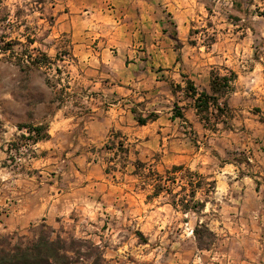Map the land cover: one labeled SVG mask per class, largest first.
I'll return each instance as SVG.
<instances>
[{
    "label": "crops",
    "instance_id": "0c3cea01",
    "mask_svg": "<svg viewBox=\"0 0 264 264\" xmlns=\"http://www.w3.org/2000/svg\"><path fill=\"white\" fill-rule=\"evenodd\" d=\"M170 5V0H60L54 4L51 34L69 41L72 70L66 93L70 91L79 105H86L88 113H72L69 102L61 106L56 100L59 92L44 75L38 81L42 101H18V117L7 119L18 130L15 135L26 134L18 129L20 124L47 123L50 139L29 148L34 157L20 167L24 171L16 175L18 187L0 198V237H27L40 224L55 232L74 212L86 209L90 197L102 195L99 191L112 177L107 173L109 165L123 175L128 169L120 171L116 164L125 156L118 151L120 143L128 149L129 160L134 146L136 151L141 145L153 148L160 132L166 133L171 126L178 129L174 124L181 120L173 119L175 103L187 107L184 114L189 124L199 122L193 105L171 89L172 83L185 86L178 81L185 72L179 69L183 56L175 47L183 41L178 24L165 21L163 10ZM196 85L209 91L210 79L203 88ZM227 103L230 108L232 103L244 105V94L235 92ZM133 109L144 116L155 112L159 118L140 126ZM254 137L258 148L251 150V139L244 142L253 163L226 164L215 172V199L226 201L228 208L224 227L214 230L218 239L209 254L216 262L211 264H264V130ZM169 138L166 135L165 143H159L161 149L168 146ZM241 171L244 175L238 177Z\"/></svg>",
    "mask_w": 264,
    "mask_h": 264
},
{
    "label": "rangeland",
    "instance_id": "374dc122",
    "mask_svg": "<svg viewBox=\"0 0 264 264\" xmlns=\"http://www.w3.org/2000/svg\"><path fill=\"white\" fill-rule=\"evenodd\" d=\"M58 1L4 0L0 11V38L4 36V42L14 43L13 53L0 55V198L15 192L20 178L16 175L24 171L20 167L34 157L29 149L32 143L19 141L22 134L15 135L18 130L8 125L7 119L18 117V101L21 104L42 101L38 84L42 75L47 83L57 84V92L68 85L72 70L69 41L66 37H54L50 29L54 23L53 7ZM170 4L163 10L165 21L169 25L178 24V36L183 40L175 44L176 51L183 56L179 69L193 77L201 88L210 79L212 70L221 74L235 72L236 93L244 94V105L232 103L231 119L222 117L220 131L216 133L194 119L188 125L177 121L174 126L178 129L171 126L166 133L160 132L153 148L141 145L136 151L134 146L129 160L122 156L116 162L120 170L128 168L124 175L114 171L115 165H109L112 177L99 191L102 195L91 196L86 209L74 212L53 234V238L74 240L85 264L216 262L209 254L215 245L205 250L198 247L193 234L198 218L175 211L166 204L165 197L149 202V192L132 175V164L139 159L160 173L173 166L186 165L215 177V172L225 166L224 162L235 156L244 159L252 156L244 151L245 141L251 139V150L259 147L254 135L264 130V0H170ZM29 40L36 42L30 44ZM36 50L55 61L52 69L39 72L28 69V62L23 63L25 67L17 65L25 54L36 55ZM69 92L66 98L72 113H88L86 105H79ZM245 120L250 121L245 123ZM223 121L229 126L224 127ZM166 135L170 136L168 146L161 149L159 143H165L162 139ZM243 175L244 171L237 174ZM213 198L201 221L209 223L214 232L224 227L228 206L226 201ZM41 225L21 241H34ZM5 238L9 236L0 240ZM18 240L15 237L12 244Z\"/></svg>",
    "mask_w": 264,
    "mask_h": 264
},
{
    "label": "trees",
    "instance_id": "16d2710c",
    "mask_svg": "<svg viewBox=\"0 0 264 264\" xmlns=\"http://www.w3.org/2000/svg\"><path fill=\"white\" fill-rule=\"evenodd\" d=\"M4 0H0V11L3 9ZM174 37H177L175 32ZM5 37L0 38V55L13 53L14 43L4 42ZM30 44H34L35 40H29ZM37 54H25V57L19 59L17 65L25 67L24 62L29 63L28 69H52L55 61L46 53L36 50ZM35 55V56H34ZM25 59V60H24ZM181 61V59H178ZM59 73V71L57 70ZM182 82L185 84H171L172 92L177 95L183 94V98L189 101L196 110V116L199 122L205 129L216 133L221 124L222 117L231 119V108L227 103L230 95L236 92V83L238 76L235 72L229 71L227 74H221L219 71L212 70L210 74V90H201L196 83L185 74H181ZM60 84V82H57ZM48 84L56 89L57 84L49 81ZM69 88L66 85L59 92V97L56 100L60 105L66 103V90ZM187 107H182L178 103L174 104L173 119H180L184 124L189 122L184 114ZM135 119L140 126H147L150 123L157 121L159 118L155 112L144 116L137 109L132 110ZM224 127L229 126L227 121L222 122ZM20 131H25L19 141L31 142L35 145L50 139L48 132V124L42 123L39 125L20 124ZM113 149V148H110ZM118 151L124 154V160H128V149L124 144L120 143ZM235 156L233 160H228L223 163L235 164L240 166L244 163L249 164L247 158ZM134 171L132 175L139 181V186L143 190L148 191L147 200L149 202L165 197L166 204L170 205L175 211L182 214H193L198 220L193 231L200 250H205L212 245H215L217 236L210 228V224L202 222L201 218L207 210L208 204L212 203L217 191V180L213 175H205L200 171H194L186 165L173 166L164 173L156 171L147 163L139 159L132 164ZM125 169V168H124ZM122 168V170H124ZM111 168L107 169L110 173ZM117 168L115 167L114 171ZM120 170V171H122ZM179 189V191H177ZM54 231L46 224L40 226V232L37 238L30 243H23L21 236H9V238L0 240V264H85L80 251L76 250V242L74 240H66L60 236L53 238ZM18 237V243L12 244V240ZM97 264V263H96Z\"/></svg>",
    "mask_w": 264,
    "mask_h": 264
},
{
    "label": "built area",
    "instance_id": "2783aa9c",
    "mask_svg": "<svg viewBox=\"0 0 264 264\" xmlns=\"http://www.w3.org/2000/svg\"><path fill=\"white\" fill-rule=\"evenodd\" d=\"M68 101H69V99L66 98V102H68ZM65 104H66V103H65ZM247 160H248L249 164L253 163V160H252L251 157H248Z\"/></svg>",
    "mask_w": 264,
    "mask_h": 264
}]
</instances>
